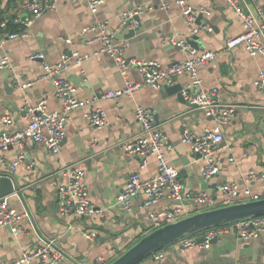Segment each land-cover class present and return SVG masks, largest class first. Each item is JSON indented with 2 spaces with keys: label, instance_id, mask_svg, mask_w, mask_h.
I'll return each mask as SVG.
<instances>
[{
  "label": "crops",
  "instance_id": "obj_1",
  "mask_svg": "<svg viewBox=\"0 0 264 264\" xmlns=\"http://www.w3.org/2000/svg\"><path fill=\"white\" fill-rule=\"evenodd\" d=\"M15 1L3 0V12L11 13ZM166 1L169 5L164 8L158 0H103L92 12L89 0H57L54 10L43 12L32 22L28 36L9 39L0 46L13 63L12 70H0V132L12 131L28 122L30 115L24 109L25 99L30 102L45 99L48 109L61 107V101L54 97L52 80L42 76V65L57 62L63 52L72 56L60 74L76 85V97H91L100 90L115 89L124 83L125 76L119 72L112 55L101 50V42L86 43L80 34L81 28L93 20L107 18L127 60L154 59L166 66L183 59L185 52L171 43L170 37L194 39L198 44L192 43L200 50L216 52L214 59L199 68L201 86L204 89L218 86L221 101L236 106L234 116L222 124L229 148L218 155L219 171L209 179L203 178V159L189 143L181 140L184 130L200 133L216 121L201 107L179 99L175 92L162 94L159 88L144 83L132 95L95 101L93 106L100 105L108 118V123L99 127L89 125L84 119L82 113L88 106L76 107L66 121L58 153L32 141L27 156L14 169L0 165V175L9 176L14 184V191L5 198L11 206L24 208L30 215L20 221V230L15 233L0 225L1 262L17 257L22 250L32 249L39 244L40 236L53 238L66 250L67 255L60 264H72L74 260L92 264L99 255L116 257L151 231L148 210L175 206L176 201L164 197L146 209L141 206L143 193L133 199L128 210L114 204L116 194L131 172H138L141 177L157 172V162L152 156L147 165L140 167L138 155L122 150L125 141L140 133V124L133 113L139 104L151 109L156 124L168 134L172 147L166 152V160L179 169L184 190H208L218 202L216 207L222 206L219 201L224 193L220 185L224 181L235 179L240 188L248 186L254 192L260 191L259 181L247 183L241 176L248 169L264 171V87L259 88L253 82L258 72L264 70V56L249 55L242 45L225 46L229 38L243 30L241 18L226 0H184V5L194 9H208L207 14L202 13L199 24L189 22L182 13L183 5L176 0ZM258 2L264 9V0ZM139 4L151 7L140 13V27L130 34L129 28L136 21L123 27L120 12ZM93 34L87 33V36ZM34 51L41 52L42 57L30 58ZM126 77L141 78L134 64L129 63ZM16 78L33 83L21 87ZM188 80V75L183 73L173 83L183 88ZM17 153L18 147L10 145L0 154L11 160ZM230 154L235 161L227 159ZM68 166L85 171L90 200L97 207L105 208L102 214L71 217L59 214L56 190ZM185 206L190 214L203 211L188 201ZM87 230L95 232L94 239L84 236L83 231ZM158 250L163 252L160 260L154 259L151 253L141 264H230L250 259L254 254L262 259L264 228L257 236L248 238L237 231H228L205 246L181 248L173 240ZM31 264L41 262L34 259Z\"/></svg>",
  "mask_w": 264,
  "mask_h": 264
},
{
  "label": "built area",
  "instance_id": "obj_2",
  "mask_svg": "<svg viewBox=\"0 0 264 264\" xmlns=\"http://www.w3.org/2000/svg\"><path fill=\"white\" fill-rule=\"evenodd\" d=\"M0 0V10L2 2ZM12 1V0H11ZM103 0H89V7L92 12L97 10V6ZM160 6L168 7V1L158 0ZM241 18L243 30L232 36L226 41V47L231 48L242 45L249 55L264 56V9L258 0H226ZM178 4L183 5L182 13L188 17L189 22L193 23L197 12L207 14L209 11L205 7L194 9L191 5H184V0H176ZM57 0H17L11 5V13L14 14L10 19L5 12L0 14V46L9 39L21 38L30 34L29 27L32 22L43 12L54 10ZM141 4L127 8L120 12L122 22L134 14L142 13L145 8ZM18 23V29H12L8 23ZM195 32V28H192ZM87 33H94L87 36ZM80 34L84 36L86 43L92 40L101 42V50L108 52L115 60L119 72L125 76L124 83L115 89H106L96 92L91 97L78 98L75 95L76 85L62 76L60 73L69 65L72 54L63 52L60 59L55 63L44 62L43 77L52 80L54 85V97L61 101L59 109H48L45 99H38L30 102L25 99L24 109L30 115L28 122L12 131L0 132V153L10 145L18 147V153L14 159L7 160L0 154V165L14 169L22 161L31 149L32 141L40 143L48 148L52 153H58L62 140L66 132V121L70 117L72 109L76 107H86L82 115L87 123L93 127H99L108 123L107 113L100 106H93V102L104 98H118L122 95H132L144 83L154 88H160L162 84H171L175 77L186 73L189 77L188 83L181 89L182 95L191 103L201 107L207 116L213 118L215 124H208L200 133H192L184 130L181 140L189 143L192 149L200 154L203 159L201 175L205 179L211 178L219 171L218 155L220 152L229 148L224 140L222 124L227 122L236 112V106L221 101L219 97L218 86H212L208 89L202 88V78L199 75L201 65L214 59L216 52L210 49H199L184 37H170L173 44L185 52V57L179 61L166 66H161L154 59H138L136 57L126 59L119 43L115 40V29L110 28L109 19H95L91 23L81 28ZM69 40V39H68ZM42 53L34 51L30 54L32 57H42ZM129 63H132L138 69L141 78L130 79L126 77ZM13 69V63L5 51L0 50V70L10 71ZM7 73V72H6ZM21 87L30 86L33 81L15 79ZM254 84L264 87V70H260L254 79ZM134 116L139 122L140 133L132 140L125 141L121 146L124 153L136 154L140 157V167L148 163L149 156H152L157 162V172L141 177L138 172H131L123 188L116 194L114 204L121 209H130L133 199L140 193H143L141 206L149 209L160 199L168 197L177 203L171 209L148 210L150 219V228L153 230L166 223L177 221L178 219L189 215L185 202H191L199 210H206L218 203L208 190H184V185L180 177V171L166 160V152L172 147L168 134L160 128L155 121L153 112L148 106L137 105L134 108ZM4 121H9L4 118ZM229 161H235L233 155H228ZM65 177L58 184L57 210L59 214L66 217L85 216L92 214H102L104 207H97L92 203L89 197L88 185L85 178V171L81 168L68 166L64 170ZM242 179L249 183L259 181L261 183L260 191L254 192L248 186L240 188L238 181L227 180L221 183L220 189L224 197L219 202L222 205L235 203L236 200L248 201L264 197V171L248 169L242 174ZM29 212L22 208L17 209L11 206L5 198H0V225H9L12 232L20 230V221L24 217H29ZM264 228V214L249 216L242 219L233 220L227 223L212 225L199 230L200 232L185 233L177 240L181 248L194 245H208L214 237L220 236L228 231H237L240 236L248 238L257 236ZM88 239L95 238L94 231H83ZM203 236V240L197 242L196 237ZM67 255L66 250L57 245L53 238L40 236L39 244L30 250H22L21 253L8 261L0 264H31L37 259L41 264H60V261ZM156 260L163 257L161 250H156L152 254ZM115 256L99 255L92 264H109ZM72 264H89L85 261L74 260ZM138 264H141L139 261Z\"/></svg>",
  "mask_w": 264,
  "mask_h": 264
},
{
  "label": "water",
  "instance_id": "obj_3",
  "mask_svg": "<svg viewBox=\"0 0 264 264\" xmlns=\"http://www.w3.org/2000/svg\"><path fill=\"white\" fill-rule=\"evenodd\" d=\"M201 18H203V15L199 12L195 16V23H201ZM132 21H136V25L129 28L130 34H133L135 30L139 29L140 15L134 14L127 18L123 22V27L129 26ZM187 40L191 43V45L197 47V45L193 44H198L196 40L189 38ZM5 87H7V89L10 88L8 84H6ZM181 89L182 86L178 83L162 84V86L159 88L162 94L175 92L177 97L182 101H185L191 105H196L195 103H191L182 95ZM197 155L200 156L199 153H197ZM13 191L14 184L12 179L6 175H0V198ZM212 192H214V190ZM261 214H264V197L198 211L182 217L177 221L166 223L149 231L140 237L135 243L129 246L126 250L122 251L121 253L118 252L117 256L109 264H138L139 261H141V259L144 257H147L149 254L153 253L157 249H160L162 246L175 240L185 233H195L196 231L212 225H219L233 220ZM6 227L10 229L9 225H6ZM196 240L197 242L202 241L203 236L198 235ZM216 240L217 237H214L210 242H214ZM230 264H264V258L259 259L257 254H254L250 259L237 260L231 262Z\"/></svg>",
  "mask_w": 264,
  "mask_h": 264
},
{
  "label": "trees",
  "instance_id": "obj_4",
  "mask_svg": "<svg viewBox=\"0 0 264 264\" xmlns=\"http://www.w3.org/2000/svg\"><path fill=\"white\" fill-rule=\"evenodd\" d=\"M9 1H11V0H9ZM3 10H5V8H2L0 10V14L4 13ZM13 15L14 14H12V13L8 14V16L10 17V19H13V17H14ZM8 25H9L10 28L15 29V30L19 28V24L18 23L11 22V20L9 21Z\"/></svg>",
  "mask_w": 264,
  "mask_h": 264
},
{
  "label": "rangeland",
  "instance_id": "obj_5",
  "mask_svg": "<svg viewBox=\"0 0 264 264\" xmlns=\"http://www.w3.org/2000/svg\"><path fill=\"white\" fill-rule=\"evenodd\" d=\"M197 233L200 232V231H196ZM147 260V257H144L141 261H145Z\"/></svg>",
  "mask_w": 264,
  "mask_h": 264
}]
</instances>
